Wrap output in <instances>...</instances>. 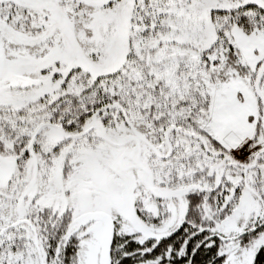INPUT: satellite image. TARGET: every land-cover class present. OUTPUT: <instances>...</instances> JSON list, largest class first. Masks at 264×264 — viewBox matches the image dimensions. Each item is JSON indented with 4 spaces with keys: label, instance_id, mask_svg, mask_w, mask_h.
Masks as SVG:
<instances>
[{
    "label": "snow or ice",
    "instance_id": "6c2138e0",
    "mask_svg": "<svg viewBox=\"0 0 264 264\" xmlns=\"http://www.w3.org/2000/svg\"><path fill=\"white\" fill-rule=\"evenodd\" d=\"M0 264H264V0H0Z\"/></svg>",
    "mask_w": 264,
    "mask_h": 264
}]
</instances>
